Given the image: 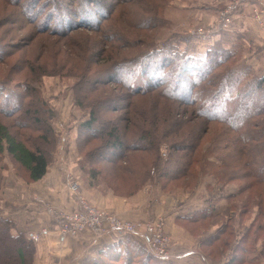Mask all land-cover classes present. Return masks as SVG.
<instances>
[{
  "label": "rangeland",
  "instance_id": "374dc122",
  "mask_svg": "<svg viewBox=\"0 0 264 264\" xmlns=\"http://www.w3.org/2000/svg\"><path fill=\"white\" fill-rule=\"evenodd\" d=\"M231 1L30 0L29 11L53 12L64 21L84 23L79 16L87 13L96 26L100 15L104 17L93 28L78 23L72 30L58 32L64 23L56 27L54 19L46 30L49 23L40 24V17L26 18L27 0H0V119L29 147L46 150L51 157L49 168L68 162L90 202L113 209L120 218L137 224L139 231L155 226L169 256L176 244H183L178 250L193 248L209 263H222L235 253L236 242L248 230V256L256 257L247 264H264V225H251L258 214L264 223V104L250 118L254 127L241 132L236 125L208 120L197 111L205 107L198 98L204 90L216 92L211 102L224 106L220 103L227 98L225 93L218 95L217 87L233 88L226 77L233 68L243 66L247 67L243 81L248 84L240 87L241 95L233 105L264 103V85L253 84L264 71V38L250 12L231 16L230 27H221L222 12ZM237 22L251 29L241 30ZM221 47L231 54L204 76L195 104L168 96L165 84L173 90L175 83H181L177 95L187 89L190 97L189 80L178 79V73L190 74L182 69L180 52L207 60L209 51ZM164 58L169 60L168 72L162 71ZM210 61L205 65H211ZM153 76L162 77L164 85L151 88ZM138 77L137 86L131 87ZM8 88L10 95H6ZM36 108L41 110L26 116V110ZM216 109L214 113L224 115V110ZM92 112L95 125L106 127L102 135L81 131ZM243 113L235 119L243 118ZM32 115L46 124L39 126ZM50 124L55 135L43 140ZM113 126L126 144L121 157H114L116 150L107 148ZM36 182L6 149L0 152V215L10 220L14 233H23L12 239L9 222L0 223V264H56L54 255L39 251L40 238L31 239L38 234L32 221L17 215L28 210L24 205ZM204 204H214L215 212L199 216L198 208ZM125 210L134 211V218L125 217ZM137 210L146 211V217L135 219ZM183 212L193 219L182 218ZM142 239V248L152 257L137 250L132 258L119 256L106 263L158 264L161 257L154 258L156 253ZM27 240H33L32 244ZM78 259L71 254L61 264H77ZM233 264L243 263L236 258Z\"/></svg>",
  "mask_w": 264,
  "mask_h": 264
},
{
  "label": "trees",
  "instance_id": "16d2710c",
  "mask_svg": "<svg viewBox=\"0 0 264 264\" xmlns=\"http://www.w3.org/2000/svg\"><path fill=\"white\" fill-rule=\"evenodd\" d=\"M25 3V7L23 8V10L25 11V13L27 14L26 17L27 19L30 18H36V17H40L39 18V23L43 24L44 26L47 24V22L49 23V25H47L44 29L46 30H50V26H51V22H53L52 20L55 19V26L57 27L59 23H64L63 25H61L64 29L63 30H58V28H56L54 31L58 32H67L69 30H72L74 27H76V24L80 23L78 20H74L73 22L70 21H64L61 20L59 16H57L55 13H51L49 12H45L44 10L41 11L42 13L38 12L35 13L32 10L29 11L27 6V3L30 5V0H27V2ZM40 3V2H39ZM23 11V12H24ZM28 12V13H27ZM31 13V15L29 16V13ZM91 13V12H90ZM87 13H84L82 16H79V18L83 20L84 23H80L89 27L88 25L91 26V28L96 27L100 24V20L103 17V15H100L101 18L97 21L99 22L98 25L94 26V24H96V21L93 20H89L86 15ZM89 14V13H88ZM99 15V14H98ZM98 17V16H97ZM43 18V19H42ZM50 18H52L51 20H49ZM104 18V17H103ZM68 22H70V24L68 25ZM224 31H221L220 33H223ZM219 33V31L217 32ZM208 37V35L206 36ZM223 43V42H222ZM260 48V47H259ZM228 50L227 47H221L220 49L216 50L214 53H212V51H209V55L208 59L211 58V61L209 62V64L206 66L205 62L208 60H206L204 57L200 58V60L196 57V56H190V55H186V54H182L183 52H180L181 55L180 59H182V69L185 72H189L190 74L185 76L183 74H179L178 73V79L182 80V81H186L189 80V84L187 85L188 88V92L190 93V97L188 99V95H187V89L185 87V91L183 90L182 93L178 94V89L181 86L178 83H175V86L173 88V90H170V84L167 85L165 84V91L167 92L168 96L172 97L173 99L175 98H181L183 100H181L182 103H190V104H195V102H197V99L194 98L195 96V92L196 89L198 90V87L200 86L199 84H202L203 80H204V76H207L211 71H212V67L215 65H218L219 63H221L222 59H225V57H228V55L231 54V51ZM223 54L222 56H215L218 54ZM183 55V56H182ZM186 55V56H185ZM206 60V61H204ZM169 60H167V58L163 59L161 64H163V69L162 71L164 72H168L169 68H168V64ZM262 68H259V70H261ZM203 73V75L201 76V74ZM247 73V67L243 66V67H239V68H233L230 72V75H228L226 77L227 80H229V78H231V81L233 82V84L235 85L233 88L229 89V88H224L226 86H218L217 88L219 89L218 95H224L226 96V100H223L225 102L220 103L224 106H218L217 102H211L212 100L215 101L216 100V96L214 91L209 92V90H204L203 94L200 95V100H201V104H203L202 108H199L197 111L200 112L199 114L201 115H205L206 118L208 120L214 121V120H218L220 122H224L228 125H236V129H238L240 132L243 131V128L248 127L251 128L254 127L255 124L252 123V116L255 114H253V112H257L258 110H260V108H263V102L259 101V100H255L253 101V105L251 106H247L244 107L242 106V102H237V105H233L234 102L237 101V97H239L241 95L240 93V87H246L247 86V82L245 83L243 81V78L245 77V74ZM200 74V75H198ZM231 75H235V77H232ZM184 76V77H183ZM153 81L155 82L154 84H152L153 86L151 88H155V87H160L162 85H164V83H160V78H155V76L152 77ZM191 80H193L191 82ZM221 80H225V78L221 79ZM256 81H254L253 84H256L258 87H263L264 85V71L261 73V76H257V79H255ZM139 82V77L137 79H135V81L132 82V84L130 85L131 87H136L137 83ZM176 82V81H175ZM221 82V81H220ZM239 83H242L239 85ZM173 84V83H172ZM238 84V85H237ZM180 85V86H179ZM213 85V84H212ZM220 85V84H219ZM6 88V87H4ZM3 88V89H4ZM8 92L9 94L6 95H10V89L8 88ZM5 93H7L5 91ZM4 93V94H5ZM240 93V94H239ZM179 96V97H178ZM203 96H206L205 98L202 99ZM187 98V99H186ZM200 102V101H199ZM227 103V106H226ZM259 105V108H257ZM209 106L210 109L207 107ZM216 108H219L220 110H224V115H220L221 112L219 113H214V110H218ZM242 108L244 109V113L241 112ZM41 109L40 108H36L35 110H26L27 113V117L29 116V114L31 115V113H37L39 112ZM239 113H243V118H239V119H235L236 117L239 116ZM209 114V115H208ZM219 114V115H218ZM227 117L233 118L232 121L227 120ZM32 119L35 121V123L39 126H41V124H46V121L39 118V117H35V115L31 116ZM97 122L95 113L92 112V117L90 118L89 121H87L81 128V131H83V129L85 131H88L89 133L94 134L95 136H99L102 135L105 132V128H102L101 126H96L95 123ZM232 123V124H230ZM247 123V125H246ZM246 125V126H245ZM46 129H45V134L43 136V140H48L50 135H55V132L52 131L51 129V124L48 126L46 125ZM99 127V128H98ZM108 136H110V143L107 145V148H111V149H115L116 152L118 153L117 156L113 155L114 157H121L123 156L124 152H125V148H126V144L125 141L122 139L123 137H121L120 133H119V129L118 127H112L109 131H108ZM245 137V132L244 135H241ZM6 149V151L11 155V157L18 162L28 173L29 178L31 181H38L40 179H42L48 172V168H49V164L51 162V157L49 155V153L46 150H43V148H41L40 146H36L35 149L29 147L22 139H20L17 135H15L14 133H12L9 129V126L2 123L1 119H0V152L4 151ZM254 169V168H253ZM253 184V183H252ZM255 184V183H254ZM250 186V183L248 184ZM213 214L212 210H203L202 212H200L199 216H206V215H211ZM264 214V213H263ZM198 216V217H199ZM263 216V215H261ZM188 218V217H187ZM192 218V217H191ZM196 218V217H195ZM259 218L260 215L258 214L254 219L251 225H255L258 222V227H263L264 223L263 222H259ZM190 219V218H188ZM193 219V218H192ZM9 222L7 226V230H8V235L12 238V239H18L21 237V235L23 233H14L12 231V223H10L9 219H4L1 217L0 215V223L1 222ZM226 227H229V224H226ZM4 231V230H3ZM232 232V231H231ZM230 232V234H231ZM4 233V232H2ZM251 235V231L247 230V233L245 234V236H242L240 238L239 243L237 244L236 242V251L235 253L232 251L231 252V260L227 261L226 264H233L236 260V258L238 259V263H243V264H247L248 263H252L254 262L255 257L252 256L249 258L248 253H249V246H247L245 244V242H247L249 236ZM234 236V235H233ZM28 244L33 242V240H27L26 241ZM228 243V242H227ZM137 250H140L142 252H144L145 254H147V256H151L152 254H149L148 251H145L141 246H139L135 241L133 240H128L126 239L123 242L118 243L117 245H112L109 247L108 250H105L104 256L100 254V257H102V260H100V262H98V264H107L106 262L109 261L110 263H112L111 260L114 261V259H116L119 256H128L127 258H132L133 254L138 253ZM239 252V255H238ZM212 254V253H209ZM238 255V257H237ZM241 255V256H240ZM99 257V258H100ZM152 257V256H151ZM154 258L156 256H153ZM157 258V257H156ZM146 262V260H145ZM158 264H161L158 262Z\"/></svg>",
  "mask_w": 264,
  "mask_h": 264
},
{
  "label": "crops",
  "instance_id": "0c3cea01",
  "mask_svg": "<svg viewBox=\"0 0 264 264\" xmlns=\"http://www.w3.org/2000/svg\"><path fill=\"white\" fill-rule=\"evenodd\" d=\"M252 9L253 7L249 5L243 6L236 12L235 15H242L243 17L244 14H249V12L251 13ZM233 22L235 28V19L233 20ZM236 25L237 28L241 30L250 28L245 23L241 22H237ZM259 32L260 36L264 38V27H260ZM71 168L72 167L68 162L56 163L53 167L48 168L47 174L29 188L28 199L26 200V204L24 205H27L28 210L26 211L25 209L22 214L20 213V211L17 212L18 216H25L32 221V224L34 225L33 229L38 231V234L42 230V228L47 229V232L39 234L40 239L37 240V242L40 243L39 251L41 250V252H43L45 255H47L48 253L54 255L56 264L58 262L61 264L63 260L68 259L69 255H75V253L80 258L78 259L77 264H98V262L102 260V258H99L100 254L104 253L105 250H108L110 246H115L118 243L125 241L126 239L133 240L139 246L144 247V240L141 236L136 234L123 235L119 233H109L103 237H99L94 236L90 231H87L77 237H64L60 235L55 223V218L50 213H48L45 208H43V205L36 200L35 196H43L42 200L45 203H48L55 207L57 210L72 211L77 209L78 203L76 197L70 194L67 183L69 174L73 173ZM91 203L108 211L113 210L106 207L102 203L95 201L93 202V200H91ZM213 205L214 204L200 205V208L198 209H201V212L203 210H212V208L215 207H212ZM116 211L118 210L116 209ZM137 212L138 213L137 215H135V219H143L147 215L146 211L140 212L139 210H137ZM123 214L125 217H129V219L134 218V211L127 212L125 210ZM181 217L188 219L187 217L191 218L192 215L183 212L181 214ZM17 227L20 228L19 224H17ZM41 242L42 244H44V247H40ZM181 245L183 244H176V249L174 248V250L171 251V255L168 258H159L158 262L161 264H212L209 263L206 258H204L202 254H200V252H198L196 249L190 248L185 252L178 250V248H180L179 246ZM56 256L60 258H57ZM231 259V257L227 258L222 263L218 264H226V262Z\"/></svg>",
  "mask_w": 264,
  "mask_h": 264
},
{
  "label": "built area",
  "instance_id": "2783aa9c",
  "mask_svg": "<svg viewBox=\"0 0 264 264\" xmlns=\"http://www.w3.org/2000/svg\"><path fill=\"white\" fill-rule=\"evenodd\" d=\"M252 6V18L260 27H264V0H232L231 4L222 12V28H229L231 16L243 6ZM199 32L204 30L199 29ZM70 194L76 197L78 208L72 211L57 210L52 205L45 203L42 199H37L39 203L55 218L58 232L61 236L77 237L86 231L103 237L109 233H119L123 235H139L145 238L150 250L156 253L155 256L167 258L169 256L168 249L162 246L163 240L159 237L160 232L155 226H148L144 231L138 230V225L132 221L124 220L111 211L103 209L91 203L81 190V184L77 178L71 173L67 178ZM47 232L43 228L39 234ZM31 236V239L37 240L40 235ZM163 241H161V240Z\"/></svg>",
  "mask_w": 264,
  "mask_h": 264
}]
</instances>
